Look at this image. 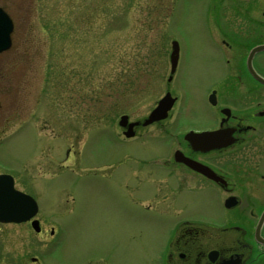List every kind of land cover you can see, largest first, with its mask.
<instances>
[{
	"label": "rangeland",
	"instance_id": "374dc122",
	"mask_svg": "<svg viewBox=\"0 0 264 264\" xmlns=\"http://www.w3.org/2000/svg\"><path fill=\"white\" fill-rule=\"evenodd\" d=\"M23 1L22 14L13 7L23 56L11 71L22 106L0 146V169L33 173L47 142L71 147L68 161L64 151L54 156L49 183L29 187L62 225L55 264H150L161 231L147 224V184L132 175L128 155L143 157L160 132L145 131L128 151L114 131L122 114L143 120L164 95L173 40L177 92L189 103L184 122L191 120L189 105L203 97L195 88L219 75L209 0ZM15 241L9 248L20 250Z\"/></svg>",
	"mask_w": 264,
	"mask_h": 264
},
{
	"label": "flooded vegetation",
	"instance_id": "af4514ba",
	"mask_svg": "<svg viewBox=\"0 0 264 264\" xmlns=\"http://www.w3.org/2000/svg\"><path fill=\"white\" fill-rule=\"evenodd\" d=\"M23 5V0H0V10L12 21L11 45L0 50V146L22 106L17 93L20 80L11 71L20 66L23 56L22 40L16 39L23 30L22 23L15 17V12L22 14ZM208 6L210 46L220 57L219 75L195 88L196 96L203 97L201 102L195 98L189 105L191 120L184 122L189 103L177 92L179 48L175 70L172 72L170 61L165 79L164 95L169 92L176 98L167 117L148 125L142 124L145 118H129V122L140 121L132 137L125 135L127 127L113 130L128 151L145 131L160 132L156 137L160 141L152 143L143 157L128 155L137 165L132 175L139 184H147V224L161 231L150 264L264 261V83L250 70L264 78V50L252 54L264 44V0H209ZM176 104L180 105L179 114L170 123ZM190 132L192 141L187 137ZM46 145L49 151L35 159L36 172L0 169V176L6 177L5 190L12 178L13 188L37 203L36 211L27 219L0 220V264H55L62 225L55 214L50 217L44 210L40 194L29 188L49 183L54 156L63 155L60 144L55 147L49 141ZM71 150L65 149L64 162ZM13 201L14 197H6L2 207L24 208ZM13 239L22 243L20 250L9 248Z\"/></svg>",
	"mask_w": 264,
	"mask_h": 264
},
{
	"label": "water",
	"instance_id": "95a60500",
	"mask_svg": "<svg viewBox=\"0 0 264 264\" xmlns=\"http://www.w3.org/2000/svg\"><path fill=\"white\" fill-rule=\"evenodd\" d=\"M12 32V21L8 17V15L0 10V50H3L11 45V37L10 34ZM173 51L171 54V63H172V72H174L175 67L178 62L179 57V44L177 41H173ZM258 50H264V45H260L255 48L252 54ZM252 74L258 78L260 81L264 83V78L259 76L253 68L250 69ZM175 102V98L171 96V93H167L164 97H162L157 106L150 112L149 116L143 121L144 125L151 124L155 121L164 119L167 117L169 110L172 108ZM140 121L129 122V116L124 114L121 116L119 124L123 127H127L128 130L125 131V135L127 137L134 136L135 130L134 126L138 125ZM193 133L190 132L187 137L189 140H193ZM6 177L4 175L0 176V220H14L21 221L23 219H27L31 214L36 211L37 203L27 194L17 191L13 188V180L10 179V184L7 186L8 190L3 188V183L6 182ZM8 182V180H7ZM8 182V183H9ZM14 197L16 201L15 205H24V208H13V209H5L2 206L5 203V198ZM31 204L34 209L31 208ZM29 209H27V208Z\"/></svg>",
	"mask_w": 264,
	"mask_h": 264
},
{
	"label": "trees",
	"instance_id": "16d2710c",
	"mask_svg": "<svg viewBox=\"0 0 264 264\" xmlns=\"http://www.w3.org/2000/svg\"><path fill=\"white\" fill-rule=\"evenodd\" d=\"M126 82V81H125ZM130 83V82H129ZM130 84H132V85H134L133 83H130Z\"/></svg>",
	"mask_w": 264,
	"mask_h": 264
}]
</instances>
